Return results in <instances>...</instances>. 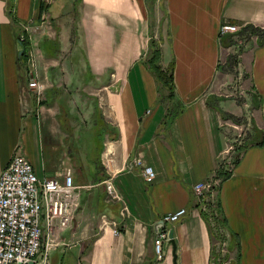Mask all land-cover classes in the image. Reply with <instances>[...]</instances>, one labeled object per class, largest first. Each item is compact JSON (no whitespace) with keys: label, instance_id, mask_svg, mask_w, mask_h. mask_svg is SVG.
<instances>
[{"label":"crops","instance_id":"obj_1","mask_svg":"<svg viewBox=\"0 0 264 264\" xmlns=\"http://www.w3.org/2000/svg\"><path fill=\"white\" fill-rule=\"evenodd\" d=\"M222 24L237 30L220 33ZM250 27L264 28V0H0V170L18 153L38 178L61 180L68 168L76 186L70 221L49 232L48 264H209L213 195L197 198L192 185L210 181L232 140L247 145L214 196L226 261L264 264V39ZM236 40L239 100L220 92ZM151 42L171 67V96L147 66ZM28 64L43 84L39 101ZM74 118L99 131L94 165L68 145ZM178 208L181 218L159 223ZM156 227L172 229L174 242L160 259Z\"/></svg>","mask_w":264,"mask_h":264},{"label":"built area","instance_id":"obj_2","mask_svg":"<svg viewBox=\"0 0 264 264\" xmlns=\"http://www.w3.org/2000/svg\"><path fill=\"white\" fill-rule=\"evenodd\" d=\"M47 3L49 0H41ZM26 29V28H25ZM236 26L222 24L220 33H233ZM25 37L19 35L17 40L23 42ZM27 88L39 101L43 84L28 64ZM230 149L232 147L230 146ZM229 149V150H230ZM133 164L141 167L145 178L153 175L150 166L142 165L139 159ZM210 181L200 180L192 185V192L199 198L209 190ZM106 192L114 197L113 189L106 186ZM76 201V186L68 168L62 179L38 178L31 164L21 154L14 153L7 165L0 170V264H48V248L52 246L49 232L54 226L65 227L71 219L72 209ZM125 207L122 208V211ZM185 213L178 208L164 214L163 222H175ZM43 220L46 239L41 242ZM101 225L111 224L105 216H101ZM115 232V230H114ZM167 242V230L159 229L153 238V252L156 259L162 257L163 243Z\"/></svg>","mask_w":264,"mask_h":264},{"label":"rangeland","instance_id":"obj_3","mask_svg":"<svg viewBox=\"0 0 264 264\" xmlns=\"http://www.w3.org/2000/svg\"><path fill=\"white\" fill-rule=\"evenodd\" d=\"M239 41V42H238ZM238 42V43H237ZM242 43V40H236L234 43V49L229 52L228 59L229 62L227 63L228 67L224 68V72L228 70L227 76L224 78V84L222 85V88L220 90L221 94H226L228 96H232L234 99L239 100L241 97H243V84H242V79H243V72L240 64V45ZM242 47V46H241ZM54 106V105H53ZM55 123L56 127L59 128L61 131H66L65 130V125H64V114L62 112V106L59 104H55ZM75 122H72L74 128H71V134L67 130V138L66 140L69 141L68 145L70 146H76L78 149H80L82 152V155H86L88 160L90 161L88 164L94 165L97 162L98 158V153L100 150V142H101V136L99 134L98 129L94 128H89L90 127V122H80L77 121L74 118ZM95 123V122H94ZM92 124V123H91ZM69 133V134H68ZM74 143V144H73ZM233 146V144H242V142L238 143L236 140H232L230 142ZM231 149L228 150L227 153L224 154L225 157H231L230 155ZM227 160V159H226ZM210 217V216H209ZM210 224L212 228L214 229L215 226L213 224V221L210 217ZM215 231V230H214ZM226 251V245L222 240H216L214 241V253L217 256V261L219 262L220 259H222V256L224 255ZM216 261V263H217ZM218 264V263H217Z\"/></svg>","mask_w":264,"mask_h":264},{"label":"trees","instance_id":"obj_4","mask_svg":"<svg viewBox=\"0 0 264 264\" xmlns=\"http://www.w3.org/2000/svg\"><path fill=\"white\" fill-rule=\"evenodd\" d=\"M250 32L257 35V37L261 39H264V28H258V27H250L249 28ZM259 40V41H260ZM22 47L25 45V39L23 42L20 43ZM150 53L148 58L146 59L147 66L152 72L155 80L157 83L164 89L167 90L168 96L172 95L173 91V80H172V70L171 67H165L162 68L159 64V51L158 48L153 42L150 43L149 45ZM246 143L242 144H237L236 146H233L232 152L230 153L231 157H225L223 160L220 161L218 166L214 169L213 174L210 176V187L208 190V193H211L213 195V200L210 199L207 203V214L206 219H208V222L210 224V217L213 221V224L215 228L213 229L211 224L209 228L210 232V237L212 240V243L216 240H223L225 237L220 231V227L223 225V220L220 217V207L217 202V199L215 196L216 192L218 191L219 185L222 180L226 179L231 171L233 166L236 164L242 150L246 147ZM227 159V160H226ZM210 216V217H209ZM215 230V231H214ZM218 256V255H217ZM217 256L214 253V245H212V250H211V256L209 260V264H231L226 261L225 253L222 256V259L220 261H217ZM217 261V263H216Z\"/></svg>","mask_w":264,"mask_h":264},{"label":"water","instance_id":"obj_5","mask_svg":"<svg viewBox=\"0 0 264 264\" xmlns=\"http://www.w3.org/2000/svg\"><path fill=\"white\" fill-rule=\"evenodd\" d=\"M160 224H163L164 222L162 220L159 221ZM158 227L155 228V235L157 234ZM167 242L171 245L172 252L174 250V242H173V237H172V229H168L167 231ZM26 264H32V261H28Z\"/></svg>","mask_w":264,"mask_h":264}]
</instances>
